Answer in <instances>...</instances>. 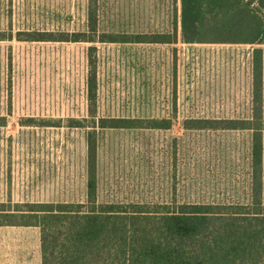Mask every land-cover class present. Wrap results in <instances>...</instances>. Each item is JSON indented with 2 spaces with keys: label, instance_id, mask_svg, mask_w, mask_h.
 <instances>
[{
  "label": "rangeland",
  "instance_id": "374dc122",
  "mask_svg": "<svg viewBox=\"0 0 264 264\" xmlns=\"http://www.w3.org/2000/svg\"><path fill=\"white\" fill-rule=\"evenodd\" d=\"M88 0H0V35L83 31ZM179 0H99L105 33L174 30ZM179 19V17H178ZM101 116L173 117L171 130L104 131L103 201L247 200L250 132L189 130L186 118L251 115V45L98 42ZM93 43L0 40V201L77 202L87 195L88 52ZM263 95H264V46ZM61 120L23 125L24 119ZM175 138H178L175 142ZM264 184V149H263ZM264 197V186H263ZM0 264H41L37 227L0 226Z\"/></svg>",
  "mask_w": 264,
  "mask_h": 264
},
{
  "label": "trees",
  "instance_id": "16d2710c",
  "mask_svg": "<svg viewBox=\"0 0 264 264\" xmlns=\"http://www.w3.org/2000/svg\"><path fill=\"white\" fill-rule=\"evenodd\" d=\"M177 24L160 34L105 33L99 0H88L83 31H18L2 39L93 43L88 52V119L69 117L66 126L85 130L87 195L84 201H0V226L37 227L41 264H264V0H179ZM179 17V19H178ZM251 45L252 95L248 118H186L189 130L250 132V193L247 200L192 202L103 201L98 195L101 133L171 130L172 117L101 116L98 113V42ZM32 125L36 119H24ZM41 121L60 125L61 120ZM6 123L0 117V125ZM177 142L178 138L174 139Z\"/></svg>",
  "mask_w": 264,
  "mask_h": 264
}]
</instances>
